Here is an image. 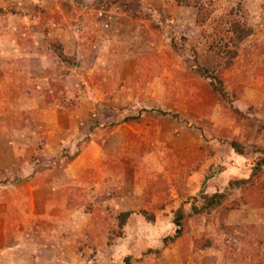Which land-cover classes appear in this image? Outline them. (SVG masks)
Wrapping results in <instances>:
<instances>
[{
    "label": "rangeland",
    "instance_id": "obj_1",
    "mask_svg": "<svg viewBox=\"0 0 264 264\" xmlns=\"http://www.w3.org/2000/svg\"><path fill=\"white\" fill-rule=\"evenodd\" d=\"M119 2L0 0V264H264V166L230 186L264 154V0H199L202 24ZM238 3L252 35L227 66ZM202 193L226 199L164 248Z\"/></svg>",
    "mask_w": 264,
    "mask_h": 264
},
{
    "label": "trees",
    "instance_id": "obj_2",
    "mask_svg": "<svg viewBox=\"0 0 264 264\" xmlns=\"http://www.w3.org/2000/svg\"><path fill=\"white\" fill-rule=\"evenodd\" d=\"M133 1V3H129V0H120L118 6H120V11L124 13L125 16L131 18V19H146L149 18V16H145L144 14L138 12L137 10V0H130V2ZM178 5H186V6H193L196 7L199 11L198 17H197V23L202 24L206 20V13L204 12V5L199 2V0H176ZM241 10V4H236L235 8H232L228 12L227 17V23L229 25V28H227L228 36L227 40L229 41L224 48L219 49V53L221 54V59H224L225 65L229 66L234 58L237 57L238 51L240 50L241 46L247 41V39L252 35V30L250 27H248V24L245 22V17L240 15ZM61 59H65L64 55L60 53L59 56ZM205 72V69L203 70ZM214 84L218 85V87L215 89L218 91L221 96L223 91L220 89L221 87V81L220 79L216 78V76H211ZM216 87V86H215ZM214 87V88H215ZM176 118V117H175ZM138 117H127L125 118L122 123L124 124H130L131 122L137 120ZM94 128H89V131H93ZM88 138H86V142H88ZM231 148L238 154L241 155L244 152V146L240 144L239 142H232L230 145ZM63 159H65L66 164H70L73 162L79 155V152L72 156L65 155ZM264 166V154L262 158L255 162L254 167L251 169L250 175L248 178L230 182V186L233 188L242 189L248 185H252L253 181L256 177H259V174L262 173L261 168ZM262 185L264 186V178L262 179ZM201 205L199 207H196L195 205L191 206L190 213L186 214L184 213L183 206L179 207L174 213H173V223L176 227L174 234L172 236H166L163 239V245L164 248H166L169 243H173L176 240H178L183 234H184V228H185V221L188 218L193 217V215L197 214H203V213H209L212 210L216 209L217 207H220L223 203V201L226 199L225 195L222 193H215L212 195H207L202 193L201 197ZM193 202H197V198H193ZM141 214L144 216L147 221L152 222L154 217L153 216H146L145 212H141ZM130 213L126 214H120L121 217H127ZM122 224V222H121ZM150 250H148L149 252ZM126 264H130V259L125 260Z\"/></svg>",
    "mask_w": 264,
    "mask_h": 264
},
{
    "label": "crops",
    "instance_id": "obj_3",
    "mask_svg": "<svg viewBox=\"0 0 264 264\" xmlns=\"http://www.w3.org/2000/svg\"><path fill=\"white\" fill-rule=\"evenodd\" d=\"M77 159H80L79 155H78V157L73 162H71L69 165H67V167H66L67 169L65 170L66 171L65 173L69 174L70 171L73 170V166L75 165V163H77L79 161Z\"/></svg>",
    "mask_w": 264,
    "mask_h": 264
},
{
    "label": "built area",
    "instance_id": "obj_4",
    "mask_svg": "<svg viewBox=\"0 0 264 264\" xmlns=\"http://www.w3.org/2000/svg\"><path fill=\"white\" fill-rule=\"evenodd\" d=\"M20 1L21 0H9V3L13 5L15 8H17L18 6H20Z\"/></svg>",
    "mask_w": 264,
    "mask_h": 264
}]
</instances>
